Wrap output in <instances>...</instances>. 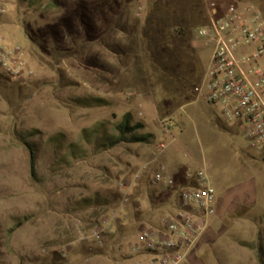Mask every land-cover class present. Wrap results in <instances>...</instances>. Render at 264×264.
Returning <instances> with one entry per match:
<instances>
[{"label": "rangeland", "instance_id": "obj_1", "mask_svg": "<svg viewBox=\"0 0 264 264\" xmlns=\"http://www.w3.org/2000/svg\"><path fill=\"white\" fill-rule=\"evenodd\" d=\"M33 1L6 0L0 17V38L14 34L33 73L20 88L0 76V155L5 149L1 145L12 135L19 142V136L25 138L33 185L27 188L37 194L43 185L35 180H49L65 162L73 164L85 157L92 159L88 162L91 190L110 200L117 192L124 193L117 189L121 182L137 175L130 194L135 193L138 212L120 202L108 206L101 219L122 226L121 232L116 226L117 236L106 237L103 249L109 250L113 261L121 257L126 260L123 264H145L146 257L128 255L127 245H143L135 213L152 225L167 215L146 208V191L161 193L151 185V178L161 168L157 147L164 143L163 153L174 156L186 171L207 172L216 197L254 191L251 209L238 208L224 222L211 220L215 241L184 264H257L255 251L259 246L264 249V163L248 150L241 133L223 121L217 106L197 97L211 51L209 41L199 36L208 26L203 1L37 0L31 6ZM245 1L260 10L264 23V0ZM76 99H100L105 104L82 108L74 104ZM15 113L18 134L12 124ZM125 115H130V125L143 127L125 139L148 141L124 142L97 152V138L115 135L114 127ZM164 123H171L169 134ZM85 136L93 142L87 144ZM71 144L82 151L76 157ZM10 182L0 177L3 190ZM36 197L30 195L23 206H32ZM4 206L2 197L0 207ZM5 222L3 213L1 235ZM122 239L120 253L116 246Z\"/></svg>", "mask_w": 264, "mask_h": 264}, {"label": "built area", "instance_id": "obj_2", "mask_svg": "<svg viewBox=\"0 0 264 264\" xmlns=\"http://www.w3.org/2000/svg\"><path fill=\"white\" fill-rule=\"evenodd\" d=\"M5 1L0 0V17L5 14ZM208 26L199 36L209 41L211 51L207 68L197 89V97H203L217 106L226 123L243 136L247 148L264 163V23L260 10L245 0H202ZM0 75L19 86H25L33 78L23 60L19 47L8 49L0 38ZM169 134L171 123H164ZM174 142V138H171ZM164 143L157 147L160 156L166 149ZM121 182V205L129 203L131 184L136 180ZM189 183L175 186L174 180L163 170L155 171L151 184H163L176 196L174 210L160 219L158 225L138 222L139 241L142 247L129 243V256L146 257L145 264H184L197 249L202 234L208 229L209 220L215 214V191L207 172H185ZM136 210L138 202L134 204ZM112 220L101 219L91 230L89 238L105 248L106 237ZM77 234L83 240L81 225ZM123 239L117 243L123 252ZM115 248V247H114ZM106 250V249H105ZM113 261L112 254L106 250ZM114 262V261H113Z\"/></svg>", "mask_w": 264, "mask_h": 264}, {"label": "crops", "instance_id": "obj_3", "mask_svg": "<svg viewBox=\"0 0 264 264\" xmlns=\"http://www.w3.org/2000/svg\"><path fill=\"white\" fill-rule=\"evenodd\" d=\"M3 43L8 49L18 47L14 34L5 36ZM18 115V113L12 114L15 133L18 132L15 129ZM157 132L159 134V131ZM13 136L1 145L5 149L0 155L3 165L0 175L5 178V182L10 180L11 182L9 188L7 183L4 190L0 187V198L3 197L5 204L4 209L0 207V218L4 213L6 221L4 234H0V244L4 245V247L0 246V264L125 263L126 260H122L121 257H118L119 259L115 257L114 262L110 261L106 256V250L98 247L89 238L91 230L101 220V215L108 208V206L84 203V201L90 200L93 194H101L96 191L93 193L91 185L88 183L91 181L90 172L92 168L88 165L91 158L85 157L73 164L65 162V166L59 167L60 172L52 175L51 179L46 181L44 179L35 180L36 185L42 183L43 189H37V194H34L35 190L27 188L31 184L29 181V155L24 144L14 139ZM140 152L146 151L141 150ZM160 159V169L166 176L174 180L175 186L180 187L189 184L184 179V173L187 172L184 164L178 163L174 156L164 153L160 155ZM153 161L151 160L148 164ZM31 186L33 185L31 184ZM155 187L160 190L161 193L159 194H167L169 191L163 184ZM35 188L33 187V189ZM30 195L38 196L36 197L38 200L26 208L23 204L28 201L27 198ZM175 203L172 200L169 205L153 210H164L170 213L174 210ZM253 204L254 191L252 192V190H241L240 193L235 192L231 195L227 193L221 197H216L215 194V214L209 223L212 219L224 222L238 208L244 207L249 210ZM146 208L151 211L149 205ZM78 224L81 225L83 240L77 234ZM116 226L119 228L122 225H117L115 222L114 227L111 223L107 236H117ZM215 237V233L208 226V229L200 237L197 249L192 255L195 256L207 244L213 243Z\"/></svg>", "mask_w": 264, "mask_h": 264}, {"label": "trees", "instance_id": "obj_4", "mask_svg": "<svg viewBox=\"0 0 264 264\" xmlns=\"http://www.w3.org/2000/svg\"><path fill=\"white\" fill-rule=\"evenodd\" d=\"M35 1H37V0H34L32 3H30V5L34 6ZM20 2H23V0H20ZM19 8L23 9L20 7V5H19ZM0 76H2V75H0ZM5 79L7 82L12 83L7 78H5ZM19 88H20V86H19ZM73 102L77 107H82V108H90L92 106L100 107V106H102V104H105V102L100 100V99H91L90 101L88 99H76ZM130 123H131L130 115H125L123 117L122 121L114 127L115 135L105 134V135H100L97 138V141L95 142V145H94L95 150L97 152H107V151L115 148L119 144L124 143V142H128L130 144H136V143L138 144V143L147 142L148 139L140 138V137H130L129 139H125V136H131L136 131L143 128L141 125H130ZM84 133H85V131H84ZM96 134H98V132H96ZM18 139L21 142H23L24 145H26L25 138L23 136H19ZM52 140L54 142H56L55 138H52L51 141ZM85 141L87 144H90V142H93L92 140L88 139L87 136H85ZM26 147L28 148V146H26ZM69 148L74 150L75 157H76V155H79L80 152H82L80 150V148L75 144L69 145ZM146 193H147V200L149 202L151 210L160 209L162 207H165V206L169 205L172 200H174V202H176V196H175L173 191H168L167 194L162 193V194L155 196V195H151L150 191L148 189L146 191ZM134 194H135L134 192H131V194L128 195L130 197V198L128 197L129 198L128 205L131 206V208L135 211L136 208L134 207V204L136 202H138V200L136 199ZM120 200H121V193L117 192V196L114 198V200H110V198H107L106 196H100L99 194H95L94 199L87 200V202L84 201V203H92L95 206H109L110 204H113V203H115V204L119 203ZM135 212H138V211H135ZM138 215H139V213L134 214L135 219H137V220H135L136 222L140 221L139 220L140 218H138L139 217ZM118 231L121 232V229H119ZM255 258H256L257 264H264V249H263V247L259 246L256 249Z\"/></svg>", "mask_w": 264, "mask_h": 264}]
</instances>
